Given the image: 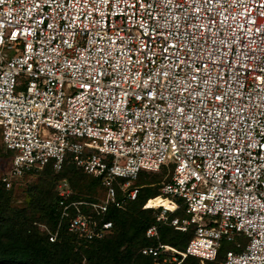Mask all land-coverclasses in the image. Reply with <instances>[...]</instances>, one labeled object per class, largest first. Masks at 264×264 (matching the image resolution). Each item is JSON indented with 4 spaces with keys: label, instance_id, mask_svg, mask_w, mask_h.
I'll list each match as a JSON object with an SVG mask.
<instances>
[{
    "label": "built area",
    "instance_id": "obj_1",
    "mask_svg": "<svg viewBox=\"0 0 264 264\" xmlns=\"http://www.w3.org/2000/svg\"><path fill=\"white\" fill-rule=\"evenodd\" d=\"M0 132L6 189L69 162L104 189L72 198L61 182L55 229L38 223L49 241L64 226L78 243L102 239L139 172L172 163L142 207L167 199L156 219L192 236L183 251L140 252L209 264L226 240L239 250L220 264H264V0H0Z\"/></svg>",
    "mask_w": 264,
    "mask_h": 264
},
{
    "label": "trees",
    "instance_id": "obj_2",
    "mask_svg": "<svg viewBox=\"0 0 264 264\" xmlns=\"http://www.w3.org/2000/svg\"><path fill=\"white\" fill-rule=\"evenodd\" d=\"M172 166V163H167L158 172H139L134 182L138 188L136 198L129 201L124 210L110 204L103 214L104 220L112 221L107 234L102 239L79 243L76 234L68 231L66 226L57 241H49L48 233L40 230L38 223L45 224L50 230L57 225L59 196L56 182L60 178L66 180L73 190L72 198L91 200L99 186L97 177L83 173L72 162L65 163L60 171H55L51 163L40 170L26 171L23 176L38 173L39 179L25 190L22 206L14 205L12 188L6 189L0 181V264H80L83 257L91 264H151L153 257L142 254L141 248L161 243L183 251L192 230H177L167 221L157 220L152 208L142 207L147 199L161 193L163 184L169 180ZM159 172L165 174L164 178L158 175ZM117 196L120 198L119 193ZM154 201L156 206L169 204L167 208H173L170 202L165 203L168 201L165 198L157 197ZM166 213L168 220L184 216L181 207ZM152 225H156L157 237H147L145 234ZM237 240L243 245L246 242L243 236H238ZM231 249L239 250L232 242H221L216 258L209 264H220L226 251ZM165 255L170 256L168 251H163L159 259ZM175 255L180 260L181 256ZM167 264H176V261L170 260ZM179 264H199V259L189 255Z\"/></svg>",
    "mask_w": 264,
    "mask_h": 264
},
{
    "label": "rangeland",
    "instance_id": "obj_3",
    "mask_svg": "<svg viewBox=\"0 0 264 264\" xmlns=\"http://www.w3.org/2000/svg\"><path fill=\"white\" fill-rule=\"evenodd\" d=\"M0 148H1V151H0V173H1V172H4L7 170L8 166H9V162H10V157H11V153L7 152L6 149L4 148V146L1 142V137H0ZM158 175H160V177H162L165 174L163 172H159ZM162 178H164V176ZM38 179H39L38 173H33V174H26L25 176L14 181V186L12 188L13 195L15 197L14 205H20V206L23 205V202L25 200V194H26L25 190L28 189L29 187H31L32 184L37 183ZM63 181L66 182V180L60 178L59 181L56 182L57 192H58V186ZM104 195H105L104 189L101 188L100 186H98L96 193L94 194L93 198L100 199V198H103ZM170 197L172 199L176 200L177 202L178 201L180 202V199H178L174 196H170ZM167 202H169V201H165V203H167ZM166 205H169V204H164V206H166ZM166 207H168V206H166ZM158 208H160V210L157 208H152L154 215L159 214L163 210L162 206H160ZM170 209H172V208H170ZM157 210H159V212H157ZM179 218H182V216H179ZM80 264H91V262L88 261L85 257H83Z\"/></svg>",
    "mask_w": 264,
    "mask_h": 264
},
{
    "label": "bare ground",
    "instance_id": "obj_4",
    "mask_svg": "<svg viewBox=\"0 0 264 264\" xmlns=\"http://www.w3.org/2000/svg\"><path fill=\"white\" fill-rule=\"evenodd\" d=\"M165 208H167V207H165ZM167 209H170V208H167Z\"/></svg>",
    "mask_w": 264,
    "mask_h": 264
}]
</instances>
